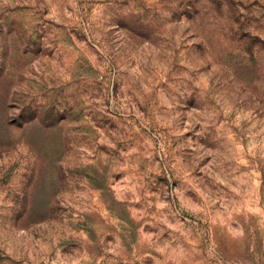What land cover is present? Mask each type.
Instances as JSON below:
<instances>
[{
    "label": "rangeland",
    "instance_id": "374dc122",
    "mask_svg": "<svg viewBox=\"0 0 264 264\" xmlns=\"http://www.w3.org/2000/svg\"><path fill=\"white\" fill-rule=\"evenodd\" d=\"M0 264H264V0H0Z\"/></svg>",
    "mask_w": 264,
    "mask_h": 264
}]
</instances>
